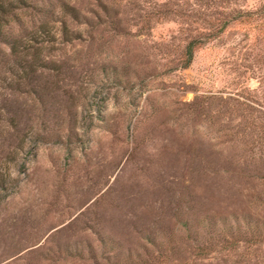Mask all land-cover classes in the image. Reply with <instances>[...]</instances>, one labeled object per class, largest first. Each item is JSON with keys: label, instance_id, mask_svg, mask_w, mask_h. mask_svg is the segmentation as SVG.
Wrapping results in <instances>:
<instances>
[{"label": "rangeland", "instance_id": "1", "mask_svg": "<svg viewBox=\"0 0 264 264\" xmlns=\"http://www.w3.org/2000/svg\"><path fill=\"white\" fill-rule=\"evenodd\" d=\"M0 2V264H264V0Z\"/></svg>", "mask_w": 264, "mask_h": 264}, {"label": "trees", "instance_id": "2", "mask_svg": "<svg viewBox=\"0 0 264 264\" xmlns=\"http://www.w3.org/2000/svg\"><path fill=\"white\" fill-rule=\"evenodd\" d=\"M3 3L0 2V10H2ZM199 39L197 38H191L186 44H185V50H184V59L181 63V66L185 67L188 65L189 61L191 60L192 57V51L193 48L196 46L197 42ZM246 226L250 231H252V235L255 236H260L264 234V223H261V226H259L256 223H252L251 219H247L245 221Z\"/></svg>", "mask_w": 264, "mask_h": 264}]
</instances>
